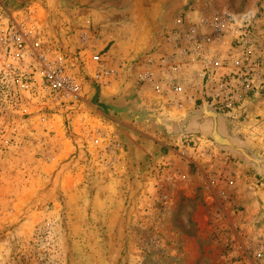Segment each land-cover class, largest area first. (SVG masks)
I'll list each match as a JSON object with an SVG mask.
<instances>
[{"label": "rangeland", "instance_id": "374dc122", "mask_svg": "<svg viewBox=\"0 0 264 264\" xmlns=\"http://www.w3.org/2000/svg\"><path fill=\"white\" fill-rule=\"evenodd\" d=\"M0 3L8 14L35 6L41 37L67 54L82 80L79 99L47 111V125L36 110L0 104V264H264V88L233 111L207 103L218 118L177 133L169 124L185 113L166 110L162 118L153 106L140 107L132 97L142 83H113L120 90L112 93L85 78L96 51L129 61L156 56L155 46L110 48L149 39L136 35L148 19L163 23L169 38L181 29L177 19L191 17L182 29L202 27L214 16L254 13L264 0ZM230 43L214 37L208 44L221 54L218 45ZM110 97L118 98L114 109ZM88 128L119 139L116 164L100 162Z\"/></svg>", "mask_w": 264, "mask_h": 264}, {"label": "built area", "instance_id": "2783aa9c", "mask_svg": "<svg viewBox=\"0 0 264 264\" xmlns=\"http://www.w3.org/2000/svg\"><path fill=\"white\" fill-rule=\"evenodd\" d=\"M35 6L21 9L18 14H8L0 3V104L12 108L24 106L25 113L36 110L40 125H47V111L56 106L79 99L82 91L81 77L71 71L67 54L40 35ZM261 19H264V3L251 14L234 16L229 13L203 20L202 27L209 29L217 40L228 37L231 41L226 55L214 53L209 48L208 37L201 33L202 27L190 26L171 32L169 39L175 49L171 54L175 66L193 59L204 63L201 74L205 79L214 76L216 67L228 66V70L215 78L212 92L206 95V103L220 112L240 108L257 89L254 78L264 88V48L261 46ZM178 49V50H176ZM86 49L78 52L84 57ZM90 62L85 70L89 84L104 85L117 79L123 68L136 70L141 63H156L153 54L146 53L138 60L109 59L96 51L90 53ZM137 82L147 83L155 93L164 90V85L184 96L190 102L192 96L177 84L176 79L164 82L151 73L137 75ZM85 137L96 150L97 157L106 167L119 160L121 142L109 131L88 128Z\"/></svg>", "mask_w": 264, "mask_h": 264}, {"label": "crops", "instance_id": "0c3cea01", "mask_svg": "<svg viewBox=\"0 0 264 264\" xmlns=\"http://www.w3.org/2000/svg\"><path fill=\"white\" fill-rule=\"evenodd\" d=\"M191 17L188 18V23L185 22L182 24L179 19L176 20V26L178 28H184L185 26H188L191 22ZM147 23L150 25L141 30H137L136 35L137 37H140V32L142 35H149L151 36L147 40H133L130 41H124L122 43H113L110 48H113L116 44V49L119 47L122 49L123 52H132L136 53L137 51H143L148 46L149 47H156L155 50V62L153 64L148 65L147 63H141V65H138L136 67V70H132L129 68V66H126V69L123 68V72L115 80H112L108 84H106V88H109L112 90V93L115 91H119V85H113V83H120V87L124 88L126 87V83L133 84L134 81H137V75L139 72L141 73H151L155 79H160L164 82V84H167L166 82L170 81V79L175 78L177 84L182 85L185 90L187 91L188 95L192 96V100L190 102L184 100V96L173 91L171 87H168L167 85H164V90L160 93H155L154 90L151 88V86L147 83H144L140 90L136 89V95L132 97V100H135L140 107L142 104H145L146 106L151 105L155 108L156 111H159L162 115L160 117H164L163 113L168 111H177L179 113H185L183 114L182 121L180 123L176 122L172 125H170L169 130H174L177 133L184 132L185 130L193 131V130H201L202 127L205 125L208 127V125L211 123V120H216L218 118L217 115L212 114V112L208 109V104L206 103V95L212 92V84L216 77H218L220 74L225 72L229 69L232 64H229L228 66H218L216 67V72L214 76H210L208 79H205L203 75L201 74V70L204 66V63H200L199 61L192 60L189 63H181L177 66L175 64L178 63H172L171 54L175 51V49L172 46V41L169 38H165L164 29L161 27H158L159 24L163 25V23L156 22L153 19L146 20ZM163 22V21H161ZM174 22V21H173ZM140 24H143L140 22ZM139 32V33H138ZM201 33L204 34V36L209 35L208 37V43L211 40L214 39L213 34L211 31L206 29L205 27L201 28ZM151 44V45H150ZM220 49L221 55H223L226 52L227 45L221 46L218 45ZM108 49V52H111V49ZM229 48V47H228ZM227 48V49H228ZM178 50V49H176ZM254 84L257 85V92L252 96V99H258L260 98V87H259V78H254ZM112 85V86H111ZM132 86V85H131ZM108 94H112L107 92ZM124 94L121 95L120 99L122 100H128V97H123ZM180 95V96H179ZM127 98V99H126ZM118 98L110 97L109 102H111V106L114 109V103L115 100ZM185 101V102H184ZM198 102V104H197ZM125 104V103H124ZM123 104V106H124ZM197 104V105H196ZM122 106V107H123ZM145 109L148 110L149 107H146ZM197 106V108H195ZM244 109V108H243ZM123 110V109H122ZM244 111L247 113H253L254 109L252 106H248ZM113 112V111H112ZM123 112V111H122ZM239 113L241 111H238ZM199 120V121H197ZM197 124L198 127H195ZM219 130V128L217 129ZM216 130V131H217ZM91 149V148H90ZM97 159V157L95 156ZM98 161V160H97ZM99 162V161H98Z\"/></svg>", "mask_w": 264, "mask_h": 264}]
</instances>
